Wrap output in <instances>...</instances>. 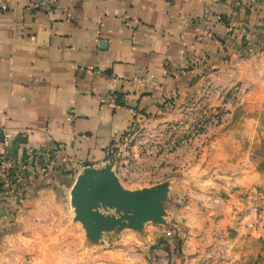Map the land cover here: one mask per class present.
<instances>
[{
  "label": "rangeland",
  "instance_id": "obj_1",
  "mask_svg": "<svg viewBox=\"0 0 264 264\" xmlns=\"http://www.w3.org/2000/svg\"><path fill=\"white\" fill-rule=\"evenodd\" d=\"M238 39L220 66L185 71L96 167L110 166L127 190L156 187L162 221L133 225L101 207L112 221L89 233L70 191L94 165H62L65 183L54 168L37 173L25 149L8 156L30 167L17 179L0 164V264H264V35ZM29 174L44 185L27 194Z\"/></svg>",
  "mask_w": 264,
  "mask_h": 264
},
{
  "label": "crops",
  "instance_id": "obj_2",
  "mask_svg": "<svg viewBox=\"0 0 264 264\" xmlns=\"http://www.w3.org/2000/svg\"><path fill=\"white\" fill-rule=\"evenodd\" d=\"M35 1L0 0V131L18 157L50 140L100 167L185 71L220 66L239 36L264 35V0H58L49 12Z\"/></svg>",
  "mask_w": 264,
  "mask_h": 264
},
{
  "label": "water",
  "instance_id": "obj_3",
  "mask_svg": "<svg viewBox=\"0 0 264 264\" xmlns=\"http://www.w3.org/2000/svg\"><path fill=\"white\" fill-rule=\"evenodd\" d=\"M70 193L76 218L84 223L91 234L99 233L101 223L109 224L112 221L101 213V207L122 211L133 225H140L146 220H163L156 205L160 191L156 187L127 190L121 187L110 166L104 169L86 168L75 180Z\"/></svg>",
  "mask_w": 264,
  "mask_h": 264
},
{
  "label": "built area",
  "instance_id": "obj_4",
  "mask_svg": "<svg viewBox=\"0 0 264 264\" xmlns=\"http://www.w3.org/2000/svg\"><path fill=\"white\" fill-rule=\"evenodd\" d=\"M33 6L47 12L60 8L58 0H36L35 2H33ZM0 7L2 9H6L7 5L5 3H0ZM104 100L106 103L111 104L113 106L118 105V95L116 93L105 94ZM0 144V164L7 163L10 169H12L11 171H13V176L17 179V176L20 175L21 170L30 168L28 166V162L23 163L24 161L8 160V156L10 155L9 149L12 144L11 136L8 133L0 131ZM26 149V152L30 158L40 159L41 165L39 166L35 164V168L38 169L36 171L37 173L49 171L50 169H55L56 167H62V165H69L70 163L72 164V168L74 169L73 171H75L76 169L78 170L79 167L82 166V163L76 162L68 156H65L61 152L62 147L54 141L47 140L43 142L39 147H28Z\"/></svg>",
  "mask_w": 264,
  "mask_h": 264
},
{
  "label": "trees",
  "instance_id": "obj_5",
  "mask_svg": "<svg viewBox=\"0 0 264 264\" xmlns=\"http://www.w3.org/2000/svg\"><path fill=\"white\" fill-rule=\"evenodd\" d=\"M142 113H143V112H142ZM136 117H137V116H136ZM139 117H141V116H139ZM111 145H112V144H111ZM11 154H12V155H15V154L12 153V152H11ZM16 157H18L17 154H16ZM107 158H108V157H107ZM55 169L57 170L56 172L58 173V174H57V175H58L57 178H59L61 181L65 182V183H71V182H70V179H65L64 177H62V176L60 175V173H61L60 171L62 170V169H60V167H56ZM41 176H42V175H41ZM36 178H37V177H36ZM38 180H39V182H40L38 186H42V184L44 185V181H42V179H38ZM35 182H36V181H35ZM29 184H34V181L29 182Z\"/></svg>",
  "mask_w": 264,
  "mask_h": 264
}]
</instances>
